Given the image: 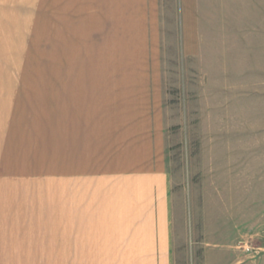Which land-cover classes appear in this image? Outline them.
I'll use <instances>...</instances> for the list:
<instances>
[{
	"label": "rangeland",
	"instance_id": "rangeland-1",
	"mask_svg": "<svg viewBox=\"0 0 264 264\" xmlns=\"http://www.w3.org/2000/svg\"><path fill=\"white\" fill-rule=\"evenodd\" d=\"M27 18L15 45L0 38V264H123L92 261L102 248L75 245L58 214L57 81L73 72L59 69L57 23ZM163 25L172 263L264 264V52L212 38L186 56L181 21Z\"/></svg>",
	"mask_w": 264,
	"mask_h": 264
},
{
	"label": "crops",
	"instance_id": "crops-1",
	"mask_svg": "<svg viewBox=\"0 0 264 264\" xmlns=\"http://www.w3.org/2000/svg\"><path fill=\"white\" fill-rule=\"evenodd\" d=\"M18 16L57 23L59 69L73 72L57 81L56 144L58 214L72 215L75 245L102 248L97 262L173 264L163 23L181 21L186 56L212 38L255 55L264 0H0V38L14 45Z\"/></svg>",
	"mask_w": 264,
	"mask_h": 264
}]
</instances>
